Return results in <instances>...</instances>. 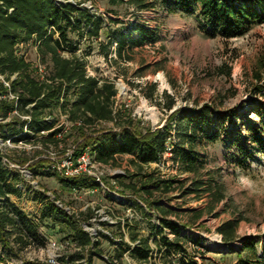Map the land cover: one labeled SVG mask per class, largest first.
<instances>
[{"label": "rangeland", "instance_id": "374dc122", "mask_svg": "<svg viewBox=\"0 0 264 264\" xmlns=\"http://www.w3.org/2000/svg\"><path fill=\"white\" fill-rule=\"evenodd\" d=\"M93 3L94 7L90 1L85 5L91 11L95 10L112 19H106L107 24L98 40L82 37L78 33L72 36L80 44L78 53L86 59L88 73L115 83L118 91L115 107L117 110L123 109L125 114L134 118L138 131L164 129L173 122L172 133H175L177 122L171 119H177L178 110L184 108L212 104L213 108L223 113L235 110L233 119L226 120L223 125L224 130L217 142L197 147L206 164L199 178L215 184V188L220 187L224 199L216 203L209 193L203 194L202 198H199L198 192L187 193L196 175L184 173L181 165L171 159L172 155L159 163V166L151 164L143 170L131 163L133 157L130 155L116 157L112 165L86 166L90 151L83 152L85 160L81 157L83 153L74 155L77 150L76 140L80 141L78 132L72 127L68 115L55 108L51 116L57 119L58 127L64 128L63 137L59 135V138H63L59 145L44 144L45 138L28 137L17 144L9 140L4 142L0 138L4 162L12 173L19 175L18 186L22 190L21 194L11 196V199L39 223L40 234L47 238L45 246L36 243L24 249H19L16 244L11 247L0 244V252L5 256V261L0 264H46L51 239L62 245L60 264H88L86 259L67 262L66 258L69 259L80 249L68 240L62 225L40 219L47 201L44 196L60 198L83 221V228L84 222H92V215L112 221L107 215L113 210L116 211L114 214L126 218L128 207L116 205L117 197L122 198L125 193L126 200L140 201L144 207L147 204L142 194L122 191L123 188L111 179L114 171L123 175L139 173L133 179L134 182H138L143 174L152 172H156L162 179L176 181L171 191H157L153 199H161L167 206L175 208L179 214L170 217L183 225L189 233V239L192 236L201 241V245H196L191 239V243L188 239L185 242L192 258L199 264H237L240 254L236 252L241 250L244 239L255 240L258 255L264 259V196H250L247 191L241 190L240 183L242 179L251 178L249 187L253 180L264 185V149L255 141L254 132L264 126V22L255 23L244 36L223 39L220 36H208L204 32L207 22L200 11L187 14L166 7L138 11L126 4L110 5L108 0H93ZM109 9L115 10L116 15L110 13ZM137 21L157 31V38L153 42L136 43L133 49L126 47L125 55H129L131 60L118 58L116 41L121 35L128 34L133 22ZM131 36L137 39L139 33L134 31ZM19 51L25 52V57L33 65L42 64L33 41L21 44ZM228 68L231 70L230 75L220 72ZM257 73L260 78H257ZM262 86L260 92L255 89ZM9 97L12 98L10 94ZM3 98L0 96V100ZM171 101L175 103L172 109H168L167 105ZM104 126L113 127V123ZM67 131H72L73 135L65 137ZM261 135L264 139V133ZM41 163L46 167L41 168ZM80 164L85 172L99 175L111 193L77 192L64 186L55 176L43 173L57 169L65 174L68 168ZM146 209L156 215L152 207ZM193 211H202L201 218L196 219ZM156 217L150 218L160 223ZM137 218L140 219V215ZM229 219H238L239 226L237 240L228 249L217 228ZM114 221L121 222V226L126 223L119 218ZM137 222L134 221L135 227H131L128 235L122 237L124 242L131 241L133 233H137L139 238L149 236L151 221L145 219ZM112 225L114 235L111 239L115 242V239L121 238L122 233L116 227L117 224ZM106 237L103 235L100 238L102 252L112 258L115 251ZM151 244L155 247L153 241ZM253 254L245 250L242 255L251 258ZM179 259V256L174 259L170 257L167 261L179 264ZM151 261V264H164L165 260L158 251L154 252ZM93 264L110 263L106 259L94 257ZM118 264L143 263L126 253Z\"/></svg>", "mask_w": 264, "mask_h": 264}, {"label": "trees", "instance_id": "16d2710c", "mask_svg": "<svg viewBox=\"0 0 264 264\" xmlns=\"http://www.w3.org/2000/svg\"><path fill=\"white\" fill-rule=\"evenodd\" d=\"M88 1L95 6L93 0H0V75L10 83V87H7L0 81V96L4 97L0 100L2 141L9 140L17 144L31 137L45 138L44 144L59 145L63 139L59 138V135L63 137L64 128L58 127L57 119L51 116L55 108L68 115L72 127L78 132L80 141L76 140L77 150L74 155L90 151L97 162L105 165H112L116 157L123 155L132 156L131 163L139 170L151 164H159L165 160L166 144L171 138L173 140L171 159L181 165L184 173L196 175L187 193L198 192L199 198L209 193L216 203L222 201L224 194L221 188H215V184L199 178L206 164L197 147L217 142L224 130L223 125L226 120L233 119L235 110L223 113L213 108L212 104H204L199 108H184L178 110L177 119L174 117L171 119L177 122L175 133H172L173 122L164 129L138 131L134 118L125 114L123 109L117 110L115 107L118 95L115 83L90 75L86 59L78 53L80 44L72 35L78 33L82 37L98 40L107 24L106 19H112L95 10L91 11L85 5ZM108 2L110 5L126 4L138 11L156 7H166L171 11L187 14L200 11L207 22L204 32L208 36H220L223 39L244 36L255 23L264 22V0H108ZM11 8L13 10L10 12ZM109 12L115 15L117 13L113 9H109ZM129 29L131 30L128 34L121 35L116 41L117 57L126 60H131L128 54L125 55L126 47L133 49L136 43L153 42L157 38V31L139 21L133 22ZM134 31L139 33V38H132L131 33ZM30 41L36 45L41 63L45 65L46 70L48 69L45 79L41 78L38 67L20 54L19 46ZM220 72L225 75L231 74L230 68ZM256 76L260 78L259 73ZM262 88L263 86L255 89L260 92ZM10 92L15 94L17 99L10 98ZM174 103L171 101L167 108L172 109ZM49 116L51 118H48ZM108 123H113V127L104 126ZM261 131L264 133V126L254 130L255 141L264 149ZM72 135L71 131L65 137ZM7 158L15 161L14 158ZM41 164V168L46 167L45 164ZM50 170L43 173L55 176L72 190L101 188V184L92 176L86 174L67 176L57 169H54V172ZM138 175L140 174H117L115 181L124 192L130 190L135 194H142L146 207L154 209L160 223L152 221L156 215H152L140 201L126 200L125 193L121 196L124 199L116 198V205L133 208L138 217L140 215V219L135 218L132 222L126 223L129 231L131 227H135L134 221L137 224L139 220L151 221V227L146 238H139L137 233L132 234V242L140 240L135 246L124 240L116 243L107 236V242L111 243L115 251L112 258L102 252L101 239L93 241L92 236L84 230L82 220L74 214L66 213L56 204L55 200L60 198L44 196L47 201L40 219L62 225L64 227L62 231L68 234V240L80 248L79 252L69 259L66 258L67 262L86 259L88 264H93L94 257H100L108 260L110 264H118L126 253L141 262H149L154 252L159 251L165 260L164 264L173 261L171 259L168 262L167 258L174 259L178 256L179 264H199L192 258L193 255L189 253L185 242L188 239L189 243L192 240L196 245H201V241L192 236L190 240L189 233L183 225L170 217L179 214L175 208L167 206L161 199H153L157 191L163 193L171 191L176 181L162 179L156 172H152L143 174L138 182H134L133 179ZM18 177L19 175L12 173L5 164L0 150V244L6 247L16 244L19 249L36 243L45 246L47 238L40 234L39 223L11 199V196L22 193L18 186ZM202 213L196 211L195 218H201ZM238 226V219H229L217 228L227 248L237 240ZM116 227L122 233V238L124 232L121 229V222ZM168 234L174 237L171 239ZM151 241L156 248L152 247ZM242 242L241 250L236 252L240 254L237 264H264V259L260 258L256 250L255 240L244 239ZM245 250L254 253L253 257H244L242 254ZM4 261L5 256L0 252V262Z\"/></svg>", "mask_w": 264, "mask_h": 264}, {"label": "built area", "instance_id": "2783aa9c", "mask_svg": "<svg viewBox=\"0 0 264 264\" xmlns=\"http://www.w3.org/2000/svg\"><path fill=\"white\" fill-rule=\"evenodd\" d=\"M12 10L13 9L11 8L10 12ZM20 54L23 55V56H26L25 52H20ZM37 67L39 69L41 78L45 79L46 78V74H47V70H46L45 65L39 63V64H37ZM0 77H1V79L3 81V83L5 84V86L10 87V83L7 82L3 76L0 75ZM13 78H15V76ZM10 96L12 97V99H17V96L15 94L11 93V92H10ZM172 141L173 140L171 138H169L168 141H167L166 152L164 154V158L165 159L172 155V147H173V142ZM81 157H83V159L85 160V157H86L85 153H83ZM87 158H88L87 159L88 162H86V166H90V167H97L98 166V167H100L102 165H105V164L97 162L95 160V156L93 154H91V153L87 154ZM156 165L159 166L160 164H156ZM86 172L83 169V166L80 164V165H77V166H75L73 168H68V172L65 173V175H67V176H78V175L86 174L88 176H92L101 184V188H99V189H87V190H82V191H88L90 193L91 192L94 193L96 191L97 192L101 191L103 193H106V192H110L111 193V191L109 190V187L102 181V179H101V177L99 175L90 174L89 171L87 173ZM117 174H119V173H116L115 171L112 172V174H111V179L115 183H116L115 176ZM74 191H77V190L74 189ZM77 192H80V191H77ZM54 198H55V196H54ZM117 198H120V197H117ZM55 202H56V204L59 207L64 209L66 211V213L73 215V213L71 212V208L67 207L63 203V201L61 199H56ZM114 212L115 211L113 210L112 212L109 213L110 215L109 214L107 215L109 218L112 219V221H109V219H105L104 217H100V216H97V215H92V217H91L92 222H85L84 230L87 231L92 236L93 241H96V240L100 239L101 236H103V235H106V236H109L110 238L111 237L113 238V234L110 231V229L113 227L112 224H118V222L114 221V219L119 218V219H122L123 221H126V223L127 222L130 223L135 218H137V216H138L137 212L133 208H128V213L129 214L127 215L126 218H121L120 216L114 214ZM96 222H98V223H96ZM126 223H124V226L122 225V231L124 232V235H128V228L126 226ZM168 236L171 239L174 237V235H172V234H168ZM122 240H123L122 238H117V239H115V242L118 243V242H120ZM139 242H140V240L138 239L135 242L129 241L127 243L132 245V246H135V245L139 244ZM152 247L155 248L154 246H152ZM61 249H62L61 243L58 242L57 240L51 239L50 243L48 245V251H49L50 254H49V259H47L46 264H60L59 260H60V257L62 255L61 254ZM77 249H80V248L77 247ZM142 263L143 264H148V263L151 264L152 261L150 259L149 262H142Z\"/></svg>", "mask_w": 264, "mask_h": 264}, {"label": "clouds", "instance_id": "9594fccd", "mask_svg": "<svg viewBox=\"0 0 264 264\" xmlns=\"http://www.w3.org/2000/svg\"><path fill=\"white\" fill-rule=\"evenodd\" d=\"M251 178L242 179L240 181L242 188V191H247L250 196H264V185H259L256 183V181H251L252 186L249 187V180Z\"/></svg>", "mask_w": 264, "mask_h": 264}]
</instances>
